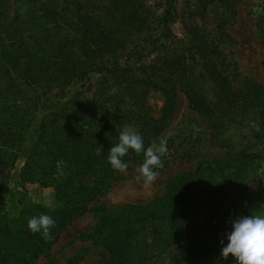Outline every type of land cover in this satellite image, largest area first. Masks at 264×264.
Here are the masks:
<instances>
[{"label": "rangeland", "instance_id": "obj_1", "mask_svg": "<svg viewBox=\"0 0 264 264\" xmlns=\"http://www.w3.org/2000/svg\"><path fill=\"white\" fill-rule=\"evenodd\" d=\"M254 8L264 0H0V264H236L221 257L232 221L264 216ZM125 126L145 148L166 141L151 186L143 153L122 158L126 173L107 160ZM42 213L50 241L27 227Z\"/></svg>", "mask_w": 264, "mask_h": 264}, {"label": "clouds", "instance_id": "obj_2", "mask_svg": "<svg viewBox=\"0 0 264 264\" xmlns=\"http://www.w3.org/2000/svg\"><path fill=\"white\" fill-rule=\"evenodd\" d=\"M256 14H264V9L254 8ZM129 150L137 154L143 153L144 161L136 169L137 179H143L144 185L151 186L159 177L155 169L164 167L162 156L167 154L166 141L156 143L153 141L145 148L144 141L139 132L131 127L125 126L119 132V142L113 145L108 151L107 160L111 167L121 173H126L127 163L123 161ZM102 146L97 148L96 154L100 155ZM63 161L58 162V168ZM45 207L53 208L54 201L49 194H44L42 201ZM56 226V221L48 214H41L39 217H31L27 227L33 233H40L45 241L52 239L51 229ZM228 243L221 248V257L227 260L229 255L235 259L236 264H264V216L251 215L239 216L232 221V231L227 234ZM223 245V240L220 241Z\"/></svg>", "mask_w": 264, "mask_h": 264}, {"label": "trees", "instance_id": "obj_3", "mask_svg": "<svg viewBox=\"0 0 264 264\" xmlns=\"http://www.w3.org/2000/svg\"><path fill=\"white\" fill-rule=\"evenodd\" d=\"M24 75L29 83H34V81L38 78V71L35 69L30 70L27 68V70H25L24 72Z\"/></svg>", "mask_w": 264, "mask_h": 264}]
</instances>
